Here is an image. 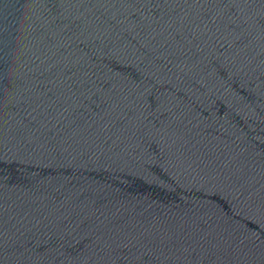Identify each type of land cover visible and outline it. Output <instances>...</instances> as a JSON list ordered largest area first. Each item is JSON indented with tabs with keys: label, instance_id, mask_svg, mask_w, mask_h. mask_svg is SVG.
Wrapping results in <instances>:
<instances>
[{
	"label": "water",
	"instance_id": "obj_1",
	"mask_svg": "<svg viewBox=\"0 0 264 264\" xmlns=\"http://www.w3.org/2000/svg\"><path fill=\"white\" fill-rule=\"evenodd\" d=\"M0 264H264V0H0Z\"/></svg>",
	"mask_w": 264,
	"mask_h": 264
}]
</instances>
